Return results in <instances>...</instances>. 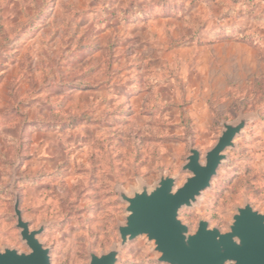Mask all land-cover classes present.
<instances>
[{
  "label": "rangeland",
  "instance_id": "rangeland-1",
  "mask_svg": "<svg viewBox=\"0 0 264 264\" xmlns=\"http://www.w3.org/2000/svg\"><path fill=\"white\" fill-rule=\"evenodd\" d=\"M242 118L191 233L264 214V0H0V251L30 252L18 201L51 264H164L146 237L120 248L121 193L183 186Z\"/></svg>",
  "mask_w": 264,
  "mask_h": 264
},
{
  "label": "water",
  "instance_id": "water-1",
  "mask_svg": "<svg viewBox=\"0 0 264 264\" xmlns=\"http://www.w3.org/2000/svg\"><path fill=\"white\" fill-rule=\"evenodd\" d=\"M246 126L245 118L223 124L224 130L217 144L206 153L204 163L200 151L190 149L183 171L191 176L183 186L177 188L175 178L164 176L153 189L143 187L131 196L121 193L128 216L126 223L119 227L120 248L146 237L155 245L158 262L164 264H264V214L250 204L237 209L228 232L211 228L202 220L191 233L179 219L181 210L192 208L211 187L227 159L226 151L235 148V140ZM15 214L17 228L30 252L5 249L0 251V264H51L50 251L39 240L43 229H30L18 201ZM119 259L117 248L102 255L92 253L89 264H118Z\"/></svg>",
  "mask_w": 264,
  "mask_h": 264
}]
</instances>
